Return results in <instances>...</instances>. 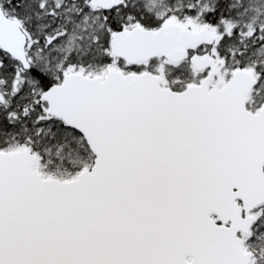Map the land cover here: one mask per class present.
<instances>
[{"label":"snow or ice","instance_id":"1","mask_svg":"<svg viewBox=\"0 0 264 264\" xmlns=\"http://www.w3.org/2000/svg\"><path fill=\"white\" fill-rule=\"evenodd\" d=\"M0 264H264V0H0Z\"/></svg>","mask_w":264,"mask_h":264}]
</instances>
